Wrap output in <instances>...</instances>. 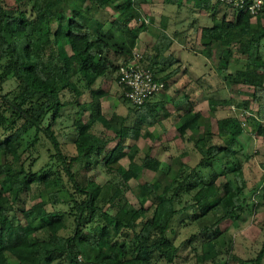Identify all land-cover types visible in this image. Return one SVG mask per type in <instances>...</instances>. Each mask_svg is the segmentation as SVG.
Returning a JSON list of instances; mask_svg holds the SVG:
<instances>
[{
  "label": "trees",
  "instance_id": "obj_1",
  "mask_svg": "<svg viewBox=\"0 0 264 264\" xmlns=\"http://www.w3.org/2000/svg\"><path fill=\"white\" fill-rule=\"evenodd\" d=\"M147 1L0 0V264H178L183 258L190 264H264V242L254 257L233 252L230 225L239 228L256 197L264 212V176L250 184V155L238 139L245 131L236 117L219 118L216 129L207 119L201 128L188 93L179 103L184 107L174 105L172 113L166 103L173 99L156 94L136 106L121 88L132 117L115 125L102 112L103 90L95 84L115 73L118 83L119 67L132 59L141 31L130 22L141 20ZM197 1L194 9L211 24L198 25L190 40L176 27L173 36L160 29L142 64L167 89L183 66L177 58L168 61L171 37L190 47L197 41L207 59L217 45L216 70L225 75L207 87L221 93L235 87L232 60L243 56L245 68L234 76L253 88L251 99L212 96L208 105L233 104L252 113L254 102L264 122V4L252 15ZM163 2L182 8V0ZM171 114L177 136L199 152L193 165L183 160L188 151L160 158L133 142L147 136L143 126ZM97 125L104 128L100 134ZM125 148L126 166L117 160ZM146 171L152 173L148 180ZM175 220L194 226L183 246L169 235Z\"/></svg>",
  "mask_w": 264,
  "mask_h": 264
},
{
  "label": "rangeland",
  "instance_id": "obj_2",
  "mask_svg": "<svg viewBox=\"0 0 264 264\" xmlns=\"http://www.w3.org/2000/svg\"><path fill=\"white\" fill-rule=\"evenodd\" d=\"M216 1V0H214ZM218 9L223 8V4L219 2ZM196 5V6H195ZM199 1L196 0L192 4V1L182 0V8H178L175 4L166 3L164 4L163 0H149L143 2L141 6L142 15L140 21L135 22L134 20L130 22V26L141 29L136 50L143 51L145 44H151L152 41L158 36L160 29H163L166 26L165 31L170 36L172 33L173 24L178 23V27L175 30L180 31L181 34L188 35L190 40L193 35L196 33V27L198 25H209L211 24L210 16H206L203 13L200 14L198 9ZM222 5V6H221ZM194 7V8H193ZM231 15V12H228ZM165 16V17H164ZM164 17V18H163ZM167 18V22H165ZM170 20V21H169ZM162 21V22H161ZM169 21V22H168ZM142 23L146 24V30H142ZM182 25H181V24ZM109 26V23H107ZM164 30V29H163ZM195 41V40H194ZM190 41L194 47H200L197 44V41ZM188 45V44H187ZM186 46L185 48L177 46V43H173L168 54V61H173L175 58L180 60V63L183 64L181 71L176 75L178 82L170 84L167 89H164L156 96L163 98L165 101L173 99L176 103L167 102L166 106L170 112H174V105L183 106L184 104H179L180 101L186 99L185 96H182L184 92L188 93L190 98L195 100L194 110L199 112L198 121L201 123V128L204 126V123L209 119L213 129H216L217 120L221 117L232 115L236 117L244 128L245 132H242L238 136L242 142H244L245 150L249 155L250 159L245 161V170L247 172V177L252 182L258 181L261 177L260 165H264V135L263 128L264 122L260 121L258 108L256 103H250V108L252 113L245 111L242 108H237L233 104L225 105H215L214 107H209L208 98H239V99H251L253 95V88L249 87L240 79L238 80L234 73L238 69L245 68V58L243 56L234 57L231 64V74L235 79V87L226 86L223 89V92L217 93L212 92L213 88H208L207 83L217 85L218 79H221L224 73H221L219 76L216 70V57L218 54L215 53V57L206 58L197 47L196 51H193L192 47ZM150 50V49H149ZM199 50V51H198ZM175 66V65H174ZM115 74H109L108 76L99 79L96 82L95 87H99L101 91L100 101L102 106L103 114L109 118L114 119V124L119 125L121 118L130 114L132 117V105L124 101L120 97L121 89L118 83L115 80ZM178 76V77H177ZM175 78V79H176ZM198 79V82L196 81ZM211 90V91H210ZM210 91V92H208ZM211 94V95H210ZM154 96V98L156 97ZM68 93L62 94V99L68 98ZM88 92L84 93L81 97V100L88 98ZM71 107H69V110ZM71 111V110H70ZM174 114H171L167 118L161 120L160 122L154 125L143 126L142 132L147 131V136H140L137 140L133 141L139 147V149L148 154L156 155L160 158H165L168 154H176L179 151L185 150L188 151L187 156L183 158L184 161H188L191 165L195 164L199 159V152L193 147L191 142L183 143L181 139L177 136L176 123L174 122ZM256 129V130H254ZM101 131H104L101 125H97L95 131L97 134H100ZM106 134L110 137L114 135L112 131H107ZM94 136V134H92ZM93 136L87 135L85 139H91ZM115 141L110 142L108 147H111ZM73 144L69 143V151H73ZM238 146V145H235ZM128 148H125L123 152L117 153V160L123 165L128 164L127 152ZM178 157V156H177ZM1 161V159H0ZM152 175L151 172L146 171L144 173V179L148 180ZM264 176V174H263ZM222 179V176L219 178ZM252 181V182H251ZM136 182L134 180L130 181L131 185H134ZM127 197L129 201H133L134 198L132 194L128 191ZM256 196V195H255ZM252 201L255 200L254 194ZM259 200L256 197V205L253 208V212L249 213L246 210L244 214V220H240L239 228H234L230 225V221H224L221 224V227L224 228L230 225V231L233 234L234 238V250L233 252L241 258H250L254 257L264 242V212L260 209ZM29 216H35V213L29 212ZM174 228L173 232H170L169 235L173 239L175 244L183 246L185 239L189 236L191 231L194 230V226H181L178 220H175L172 224ZM186 254V251H183ZM183 257H188L183 255ZM189 258V257H188ZM183 258V260H177L178 264H190V260Z\"/></svg>",
  "mask_w": 264,
  "mask_h": 264
},
{
  "label": "built area",
  "instance_id": "obj_3",
  "mask_svg": "<svg viewBox=\"0 0 264 264\" xmlns=\"http://www.w3.org/2000/svg\"><path fill=\"white\" fill-rule=\"evenodd\" d=\"M229 8L244 9L255 15L258 13L264 0H216ZM132 59L119 67L118 83L125 91L126 97L136 106L164 90L163 81L154 78L153 72L142 64V52L133 50Z\"/></svg>",
  "mask_w": 264,
  "mask_h": 264
},
{
  "label": "crops",
  "instance_id": "obj_4",
  "mask_svg": "<svg viewBox=\"0 0 264 264\" xmlns=\"http://www.w3.org/2000/svg\"><path fill=\"white\" fill-rule=\"evenodd\" d=\"M193 8H194V7H193ZM142 9H143V7H142ZM164 17H165V16H164ZM164 17H163V18H164ZM169 21H170V20H169ZM169 21H168V22H169ZM135 22H136V21H135ZM165 22H167V18H165ZM180 24H181V23H180ZM181 25H182V24H181ZM166 26H167V25H166ZM166 26H164V27L166 28ZM174 27H178V23L173 24V28H174ZM165 28H163V29L165 30ZM163 29H162V30H163ZM172 31H173V30H172ZM171 35L173 36V34H171ZM171 35H170V36H171ZM192 37H193V36H192ZM192 37H191V38H192ZM171 38L174 40L175 43H177V46H180V47H183V48H185L186 46H189V44L187 45V44H185V43L183 44V43L179 42L176 38H173V37H171ZM187 40H188V39H187ZM153 42H154V41H152L151 43H153ZM146 45H147V44H145V47H146ZM148 45H149V44H148ZM145 47H144V49H145ZM196 47H197V46H196ZM200 48H201V45H200L199 48L197 47V49H200ZM141 52L143 53L144 50L141 51ZM159 97H160V96H159ZM259 168H260V172H261V176H262V174H264V166H263V165H260Z\"/></svg>",
  "mask_w": 264,
  "mask_h": 264
}]
</instances>
